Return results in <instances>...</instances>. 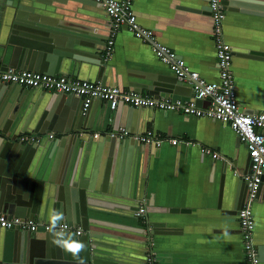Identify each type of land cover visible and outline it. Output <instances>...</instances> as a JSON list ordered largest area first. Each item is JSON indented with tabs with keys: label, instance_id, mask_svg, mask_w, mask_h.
Listing matches in <instances>:
<instances>
[{
	"label": "crops",
	"instance_id": "1",
	"mask_svg": "<svg viewBox=\"0 0 264 264\" xmlns=\"http://www.w3.org/2000/svg\"><path fill=\"white\" fill-rule=\"evenodd\" d=\"M5 1L0 0L2 40L7 23V15L3 17V12L5 9L7 14L10 12ZM223 1L229 3L232 0ZM235 1L241 5H226L223 36L233 51L231 71L239 107L246 113L264 112V0ZM132 10L137 23L151 30L157 42L183 58L190 70L208 81L218 79L208 0H133ZM100 30L106 37L107 32L109 35L105 23ZM103 51L101 46L102 58ZM250 52L257 55H250ZM105 63L110 66L112 76H107L104 85L138 92L131 88L134 86L141 89L138 93L152 97L154 95L142 89L148 77L175 78L171 68L153 54L149 43L135 38L124 28L116 33L112 55ZM69 77L76 78L74 75ZM183 85L192 88L191 84L184 82ZM191 93L192 90H185L181 99H176H192ZM156 98L170 97L159 93ZM198 105L205 106L207 101L201 100ZM115 109L108 115L103 101L94 100L89 106L84 126L90 127V136L95 144H100L94 146L97 152H107L111 140L109 133L121 127L129 135L150 131L162 139L155 147L138 145L142 151L132 159L130 171L134 182L125 184L123 180L116 188L113 183L106 187L107 193L116 192L118 196L113 198L121 202L136 189L139 201L135 205L146 208L144 216L139 217L138 227L119 225L120 229L113 228L112 236L121 240V246L126 249L124 264H143L148 236H151L158 264H245L237 214L226 212L233 209L238 175H242L248 165L247 150L234 131L220 121L174 111L141 109L129 119L126 106L118 113ZM58 117L61 116H54L57 127L52 129L63 130L67 120ZM50 133L57 135L54 130ZM172 139L177 140L175 145L170 143ZM204 149L218 153L219 157L212 158L204 153ZM21 155V152L17 153L8 163H15L18 158L22 162ZM52 164H48L47 176ZM96 166L95 169L91 166L89 176L97 173ZM96 184L100 187L101 174H98ZM252 210L255 243L261 255L264 250V181ZM121 221L125 223V218ZM139 225L146 228L147 238L140 232ZM113 242L117 245L116 240ZM260 264H264L263 255Z\"/></svg>",
	"mask_w": 264,
	"mask_h": 264
},
{
	"label": "water",
	"instance_id": "2",
	"mask_svg": "<svg viewBox=\"0 0 264 264\" xmlns=\"http://www.w3.org/2000/svg\"><path fill=\"white\" fill-rule=\"evenodd\" d=\"M231 2L223 1L224 8L227 4L241 5L235 0ZM4 3L10 12L7 14L6 9L3 12V17L7 15V23L5 38H0L2 69L74 75L81 80L102 84H105L107 76H112L110 66L100 54V47L104 49V39L108 37V32L106 37V33L100 30L101 25L105 23L109 31L111 24L101 2L6 0ZM2 26L0 34L4 30ZM249 54L257 55L255 52ZM147 80L142 89L154 97L163 93L171 99H181L185 90H192L174 77H148ZM131 88L141 92L138 87ZM191 94L193 96V91ZM122 106L128 108L129 119H133L141 109L152 110L120 102L116 113ZM88 109L83 111L82 97L79 96L0 83V213L8 217H36V220L49 223L53 209L63 212L66 217L64 222L82 229L76 238L86 244V250L80 254L84 264H124L126 249L121 246V240L112 236V231H115L113 228L120 229L119 225L138 227L139 217L134 215L139 208L138 194L136 189L128 196L123 194L125 201L121 202L113 198L118 196L117 193H107L106 187L113 183L116 188L123 180L125 184L134 182L130 171L132 159L142 151L138 145L155 147V144L111 138L107 152H97L94 146L100 144H95L90 136V127L84 126ZM106 109L108 115L114 110L107 102ZM58 114L61 116L58 118L67 120L63 130L52 129L57 122L54 116ZM104 116H107L106 111ZM52 130L57 134L52 139L43 137L28 143L18 141L20 133L47 134ZM20 152L22 162L18 158L15 163H8L9 158ZM52 162L47 176L48 164ZM247 162L245 172L238 175L233 209L226 211L230 214H237L244 203L245 177L250 173L249 155ZM91 166L93 169L97 167V173L89 176ZM12 167H15L13 171L10 170ZM98 174H101L100 187L96 184ZM122 217L125 223H121ZM139 228L146 237V228L141 225ZM51 239L50 233L42 228L31 233L0 227V264H78L70 254L53 245ZM113 240L117 241V245ZM258 253L261 260L264 250L261 255ZM142 259L144 264L145 252Z\"/></svg>",
	"mask_w": 264,
	"mask_h": 264
},
{
	"label": "built area",
	"instance_id": "3",
	"mask_svg": "<svg viewBox=\"0 0 264 264\" xmlns=\"http://www.w3.org/2000/svg\"><path fill=\"white\" fill-rule=\"evenodd\" d=\"M101 2L108 14L111 24L110 32L105 42L103 59L108 61L112 55L116 33L124 28L135 38L149 43L153 54L164 64L168 65L175 78L192 86L193 98L189 100L156 98L133 90H124L116 86H106L100 82H90L67 75H48L32 70L14 68L2 69L0 66V83L19 84L25 87L47 91L62 92L82 97V109L87 110L94 100L109 103L110 109H115L118 103L123 102L135 108H148L160 111H174L185 116L203 117L227 124L236 134L239 141L245 146L250 160V173L245 177L247 186L243 206L237 212V220L241 231L245 264H260L258 249L254 238V218L252 205L257 198L264 176V112L246 113L240 107L234 86L231 61L233 51L223 36V20L225 8L223 0H208V8L212 22L211 38L215 49L218 79L208 81L196 71L190 70L180 56L171 48L157 42L153 32L141 27L132 10L133 0H93ZM197 100H206L205 106H200ZM98 136V134H94ZM111 138H133L142 143L158 145L162 139L150 131L140 135H129L123 128L109 133ZM43 137L52 139L53 133H20L18 141L22 143L37 142ZM172 145L176 139L170 140ZM204 153L212 158L219 154L209 149ZM146 208L140 206L135 212L137 217L144 216ZM66 223V222H64ZM48 222L36 219L8 217L0 213V227L5 229H19L36 232L42 228L48 231ZM68 230L73 233H82L80 226L68 224ZM151 236H148L145 250L144 264H158V259L152 247Z\"/></svg>",
	"mask_w": 264,
	"mask_h": 264
},
{
	"label": "clouds",
	"instance_id": "4",
	"mask_svg": "<svg viewBox=\"0 0 264 264\" xmlns=\"http://www.w3.org/2000/svg\"><path fill=\"white\" fill-rule=\"evenodd\" d=\"M66 217L63 212L53 209L49 217L48 232L52 239L51 243L59 247L62 251L70 254L78 261V264H84L81 253L86 250L84 241L76 238L78 233H73L68 230V224L64 223Z\"/></svg>",
	"mask_w": 264,
	"mask_h": 264
}]
</instances>
